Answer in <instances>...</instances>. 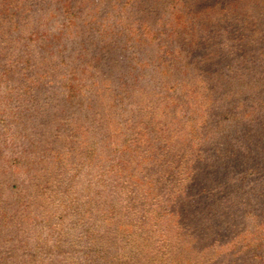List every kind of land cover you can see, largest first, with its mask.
I'll list each match as a JSON object with an SVG mask.
<instances>
[{"label": "rangeland", "instance_id": "374dc122", "mask_svg": "<svg viewBox=\"0 0 264 264\" xmlns=\"http://www.w3.org/2000/svg\"><path fill=\"white\" fill-rule=\"evenodd\" d=\"M0 264H264V0H0Z\"/></svg>", "mask_w": 264, "mask_h": 264}]
</instances>
